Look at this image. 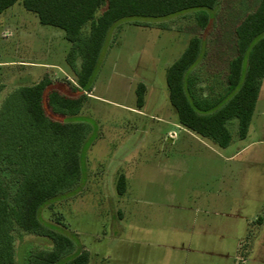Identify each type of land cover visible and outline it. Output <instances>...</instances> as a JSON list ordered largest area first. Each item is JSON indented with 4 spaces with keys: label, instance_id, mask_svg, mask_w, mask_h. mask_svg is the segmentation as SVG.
I'll list each match as a JSON object with an SVG mask.
<instances>
[{
    "label": "rangeland",
    "instance_id": "obj_1",
    "mask_svg": "<svg viewBox=\"0 0 264 264\" xmlns=\"http://www.w3.org/2000/svg\"><path fill=\"white\" fill-rule=\"evenodd\" d=\"M258 1L219 0L205 29L187 12L150 27L124 21L111 31L80 113L58 116L89 128L81 184L42 211L75 252L89 253L88 264H264V77L245 138L237 137L233 120L225 148L179 125L165 80L197 36L204 41L200 85L218 91L235 54L234 27ZM69 48L62 30L41 25L21 1L6 9L0 14V104L45 77L75 86L65 60ZM54 215L62 225L49 223ZM13 235L15 264H29L32 253L51 248L44 238Z\"/></svg>",
    "mask_w": 264,
    "mask_h": 264
},
{
    "label": "trees",
    "instance_id": "obj_2",
    "mask_svg": "<svg viewBox=\"0 0 264 264\" xmlns=\"http://www.w3.org/2000/svg\"><path fill=\"white\" fill-rule=\"evenodd\" d=\"M18 1L41 25L64 32L70 44L65 60L76 82L67 88L45 77L13 90L0 104V264H15L16 230L51 244L50 249L32 253L29 264H88L89 253L75 252L71 239L42 218L48 205L74 192L82 181L80 160L89 128L58 116L80 113L117 24L132 21L150 27V21L193 12L197 25L205 29L219 0H0V14ZM234 45L235 54L225 80L217 81L216 92L211 85L205 92L196 73L204 56L200 37L190 38L165 74L168 100L179 125L220 148L232 140L231 121L237 123V137L244 139L253 115L264 77V0L235 25ZM143 95L144 85L139 84L138 108ZM125 188L120 175L118 194ZM61 220L54 215L49 223L59 226Z\"/></svg>",
    "mask_w": 264,
    "mask_h": 264
},
{
    "label": "crops",
    "instance_id": "obj_3",
    "mask_svg": "<svg viewBox=\"0 0 264 264\" xmlns=\"http://www.w3.org/2000/svg\"><path fill=\"white\" fill-rule=\"evenodd\" d=\"M260 223H261V225H262V227H263L264 221H262V222H260Z\"/></svg>",
    "mask_w": 264,
    "mask_h": 264
}]
</instances>
